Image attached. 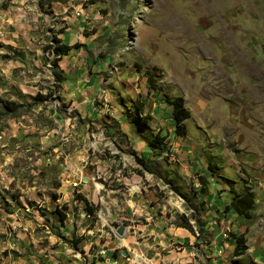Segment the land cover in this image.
Here are the masks:
<instances>
[{
  "label": "rangeland",
  "instance_id": "1",
  "mask_svg": "<svg viewBox=\"0 0 264 264\" xmlns=\"http://www.w3.org/2000/svg\"><path fill=\"white\" fill-rule=\"evenodd\" d=\"M262 180L264 0H0V264H260L225 207Z\"/></svg>",
  "mask_w": 264,
  "mask_h": 264
},
{
  "label": "trees",
  "instance_id": "2",
  "mask_svg": "<svg viewBox=\"0 0 264 264\" xmlns=\"http://www.w3.org/2000/svg\"><path fill=\"white\" fill-rule=\"evenodd\" d=\"M57 45L52 48V53L55 55V60L56 62L54 63L55 68H58L57 63L59 60L66 56L70 50L71 46L62 44V42L55 40ZM149 78H151L149 76ZM150 80V79H149ZM42 102V101H41ZM165 102L169 104L172 107L171 111V120L174 125V131L175 134L180 136V137H185L186 135V129L184 126V121L188 119V113L184 108L183 105V100L181 98H176V99H170L169 97H165ZM7 108L13 111L8 105ZM139 111H142V109H139ZM161 140L157 136L153 137L152 139L149 140L148 146L152 152H155V150L160 148V152H163V149H161ZM202 183H205L204 180L202 179ZM206 192V191H205ZM254 195L251 193L249 190H245L241 193L234 194L232 195V198L229 202V204L225 207L226 211H232L235 214L239 216H243L245 219H248L252 210L254 209ZM85 212L86 216L92 217L93 219L96 218L95 213H96V208H88V206H85ZM59 217L61 220H65V216L59 214ZM234 241H235V247L233 250V256L234 257H239L245 254L247 250L246 246V233H242L239 236H234ZM79 241H76L73 243L72 246H76Z\"/></svg>",
  "mask_w": 264,
  "mask_h": 264
},
{
  "label": "crops",
  "instance_id": "3",
  "mask_svg": "<svg viewBox=\"0 0 264 264\" xmlns=\"http://www.w3.org/2000/svg\"><path fill=\"white\" fill-rule=\"evenodd\" d=\"M259 188H262L259 190V197L260 198H264V180H262L261 182L258 183ZM257 202H259V200H257L256 198L254 199V203L257 204ZM262 203V207L264 208V201L261 202ZM260 208V207H259ZM253 212H258L256 209ZM235 214V213H234ZM234 217H238V218H243L244 220L248 221V227H247V233H246V237L247 239L251 242V240L253 239V245H255L256 243H259V249L258 251H256V247L255 246H248V242L246 244L247 246V250L245 252L244 255L239 256V257H235V258H251L253 261V263H260V264H264V211L263 214L261 215L260 213H256V219H254V214L251 212L250 216L248 219H245L243 216H239L237 214L233 215ZM232 217V216H231ZM246 229V228H245ZM213 232V236H214V240L217 241L218 239H221V234H222V228L221 227H213L212 229ZM237 234H234V236H239L242 233H245V231H242L241 228L236 229ZM182 237L184 238V242H186L187 246H189L188 248L185 247L184 251L179 253V257H176L178 260L184 261V262H188L190 261V255L193 256V254H195L194 252L188 251L187 249H194L193 247V242H194V237L192 236H187L182 234ZM191 237V238H190ZM232 238V244L234 243V247H235V241L234 238ZM234 250V248H233ZM155 255V264H165L166 260H170L172 258V255L170 254H166V255H161L160 251H158V248L155 245V254L153 253H144V259L143 260H149L148 258L151 256ZM178 255V254H177ZM207 257V256H206ZM170 262V261H169ZM191 264V263H190ZM197 264V263H194ZM237 264H241V263H237Z\"/></svg>",
  "mask_w": 264,
  "mask_h": 264
},
{
  "label": "water",
  "instance_id": "4",
  "mask_svg": "<svg viewBox=\"0 0 264 264\" xmlns=\"http://www.w3.org/2000/svg\"><path fill=\"white\" fill-rule=\"evenodd\" d=\"M117 235L122 236V229H121V228H119V229L117 230Z\"/></svg>",
  "mask_w": 264,
  "mask_h": 264
},
{
  "label": "built area",
  "instance_id": "5",
  "mask_svg": "<svg viewBox=\"0 0 264 264\" xmlns=\"http://www.w3.org/2000/svg\"><path fill=\"white\" fill-rule=\"evenodd\" d=\"M74 186H76V184Z\"/></svg>",
  "mask_w": 264,
  "mask_h": 264
}]
</instances>
